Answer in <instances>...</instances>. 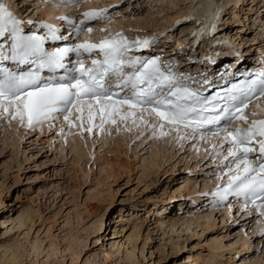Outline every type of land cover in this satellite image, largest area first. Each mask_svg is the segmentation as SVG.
Instances as JSON below:
<instances>
[{
	"label": "rangeland",
	"instance_id": "374dc122",
	"mask_svg": "<svg viewBox=\"0 0 264 264\" xmlns=\"http://www.w3.org/2000/svg\"><path fill=\"white\" fill-rule=\"evenodd\" d=\"M94 1L125 32L168 31L158 46L173 53L199 0ZM222 1L225 31L241 34L237 42L255 58L264 50V41L250 46L264 35V0ZM11 3L31 16L41 0ZM14 126L0 121V264H264L256 217L204 211V188L219 171L202 142L171 146L172 135L142 139L125 128L100 141L64 140L55 129ZM69 240L81 249L69 251Z\"/></svg>",
	"mask_w": 264,
	"mask_h": 264
},
{
	"label": "snow or ice",
	"instance_id": "6c2138e0",
	"mask_svg": "<svg viewBox=\"0 0 264 264\" xmlns=\"http://www.w3.org/2000/svg\"><path fill=\"white\" fill-rule=\"evenodd\" d=\"M77 2L58 0L60 5ZM82 15L78 22L59 17L71 28L67 34L31 20L26 31L25 21L0 0V121H16L34 130L62 120L69 128L78 127L81 135L104 132L107 125L117 131L122 125L128 131L143 126L153 137L172 135L176 143L211 141L209 158L219 171L215 178L226 181L211 193L216 203L242 198L246 211L252 205L264 217V119H255L264 109L256 103L257 111L247 112L254 101L264 99V73L205 95L180 83L172 66H162L159 58L131 55L150 48L156 36L129 40L115 33L98 43L72 42L73 37L92 34V27H86L89 22L111 23L107 8ZM34 27L45 31L40 34L31 30ZM58 41L65 43H49ZM203 83L209 90L214 87L207 77ZM259 236L264 237V228Z\"/></svg>",
	"mask_w": 264,
	"mask_h": 264
},
{
	"label": "bare ground",
	"instance_id": "6f19581e",
	"mask_svg": "<svg viewBox=\"0 0 264 264\" xmlns=\"http://www.w3.org/2000/svg\"><path fill=\"white\" fill-rule=\"evenodd\" d=\"M202 0H200V2H201ZM41 2H42V4H41V6H42V8H41V11H42V13L44 14L43 15V17H46L47 19H48V21L49 22H51L53 25H55L56 27H61V26H63L62 25V23H59V21H60V19H59V17H61V15H60V13H62V12H73V10H74V7H72V6H69V7H62V6H60V7H55V6H58V5H60L59 3H54V5H52L53 7H50V5H49V3H46V0H41ZM95 5H99V3L98 2H96L95 3ZM15 6V5H14ZM76 7V6H75ZM84 9H88L87 7L86 8H82V11H84ZM223 9H224V7H223ZM194 10V9H193ZM191 11H192V9H191ZM191 11H190V13H191ZM202 12H204V14H203V16L204 17H207V16H213L215 13H216V11L214 12V11H212V10H210L208 7L205 9V6L202 8ZM223 12H225L224 10H223ZM189 13V14H190ZM200 12L199 11H197L195 14H190V16L192 17V18H194V19H199V17H200ZM222 16H224L225 17V13L224 14H222ZM223 20H224V18H223ZM237 20H235L234 19V23L236 24L237 22H236ZM188 22V29L189 28H193L194 26H193V24H194V22L192 23V21L191 20H188L187 21ZM112 23V22H111ZM111 23L108 25V26H105V27H100V26H97V27H94V28H92L93 29V32H92V34L89 36V35H85V36H87L88 38L86 39V40H90V41H92L94 38H97V37H99V36H101V37H105L106 35H112V34H115V33H118V31H120L121 30V27L119 26V27H114V22L112 23V25H111ZM61 24V25H60ZM112 26L113 28H110L109 26ZM101 29H107V31H101ZM261 29V28H260ZM262 31H264V29L262 28L261 29ZM189 31V30H188ZM183 33H181V37L183 38V36L184 35H182ZM188 35V34H187ZM232 35V34H231ZM239 36H241V34L240 35H238V38H234V39H232V37H230L229 35H224L223 37H220L219 39H217L216 41H215V45L218 47V48H226L227 47V43L228 42H230L231 41V39H232V43H233V45H235V43H237V41L239 40ZM185 37V36H184ZM170 38V37H169ZM238 39V40H237ZM241 41V40H240ZM177 42V41H176ZM175 42V43H176ZM242 42V41H241ZM178 43H180L179 44V46L180 45H184L185 43H183V40L182 39H178ZM243 43H244V41H243ZM238 44H240L239 42H238ZM237 44V45H238ZM245 45H248V43H246ZM251 46V45H250ZM244 48V47H243ZM240 50V49H239ZM209 52V51H208ZM259 52H264V50H260ZM216 53L217 54H219L220 53V50H217L216 51ZM167 56V55H166ZM263 62H264V56H263V59H261ZM244 61H246V59L244 60ZM249 63V59H247V64ZM253 66V68H255V66L256 67H259V66H257V64L256 65H252ZM257 103H259L260 104V107H261V109H264V99H262L261 101H259V102H257ZM255 106V105H254ZM252 111H257V109H256V107H254V108H252ZM260 115H264V111H261V114ZM16 122V121H15ZM16 123H18V122H16ZM45 125L46 126H52V125H50L49 123H45L44 125H42V126H40V125H38L34 130H36V129H38L39 128V130H41L43 127H45ZM19 127V126H18ZM14 128H17V126L15 125L14 126ZM27 128V127H26ZM61 128H67L66 127V125L64 124V123H60L58 126H57V129L60 131V129ZM124 128V127H123ZM109 129H112L111 127H108L107 129H105V131L104 132H107ZM122 129V128H121ZM31 130H33V129H31ZM120 131V130H119ZM119 131H117V129L115 130V132H119ZM76 132H78L79 134H80V131L78 130V129H68V130H66L65 129V131H64V133H62L61 135H63V136H59V138L60 139H64V140H71L72 138H74L75 136H73V134H77ZM112 131H110V133H111ZM123 132H124V130H123ZM142 132H144V130H143V126H141V128H139V129H137V128H135V127H133L132 128V130L131 131H128L126 134H128V135H131V134H133V133H136L137 135H139L140 136V138H142L143 139V135H142ZM125 133V132H124ZM104 135H107L106 133H103L102 135H101V137H99L98 139H97V141H100L101 139H103V137H104ZM112 135V134H111ZM151 135V134H150ZM157 136H159L158 134H157ZM151 137V136H150ZM72 141H74V140H72ZM167 141L168 142H166V144H168V145H171L172 146V144L174 145V143H175V141H174V139H173V136L172 137H169L168 139H167ZM170 141H171V143L172 144H170ZM111 143V142H110ZM182 144H183V147H184V143L183 142H181ZM178 145L181 147V145H180V143H178ZM192 149H194V150H196L194 147H191L190 149H189V151H191ZM91 153V152H90ZM92 153H94V152H92ZM197 155L196 154H194L193 155V157H196ZM159 167V166H158ZM27 212V211H26ZM25 212V213H26ZM227 212V211H226ZM24 213V212H23ZM230 213V212H229ZM27 216H24V217H29V215H30V212H27ZM23 217V218H24ZM18 218H20V216L18 217ZM22 218V219H23ZM18 220V219H17ZM19 223H20V221H18ZM177 224L178 223H174V224H172V228L173 227H175L174 225H176L177 226ZM19 226H20V224H19ZM18 226V227H19ZM185 227H187V228H189L190 226H188V225H186ZM176 228V227H175ZM177 228H178V226H177ZM177 228H176V230H177ZM262 228H264V223H261L260 222V224H258L257 226H255V230L256 231H260ZM175 232H177V231H175ZM70 241V240H69ZM39 242V241H38ZM35 243L36 242H34V250H33V248H31L32 249V251L35 253V254H37L38 252H36L38 249H40V248H42V247H40L39 248V246L40 245H42L41 244V242H40V245H39V243H38V246L37 245H35ZM82 241H78V240H76V241H70V243L69 244H67V246L69 245V247H67V248H69L68 250L69 251H71L72 253L76 250L77 251V249H79L81 246H82ZM33 246V245H32ZM43 246V245H42ZM52 247H54V246H52ZM51 247V248H52ZM51 248H49V249H51ZM81 249V248H80ZM7 250V249H6ZM39 251V250H38ZM40 251H41V249H40ZM39 251V252H40ZM47 251V250H46ZM55 251H56V249H55ZM58 251H59V249H58ZM57 251V252H58ZM65 251V250H64ZM79 251H81V250H79ZM43 252V251H42ZM56 252V253H57ZM68 252V251H67ZM41 253V252H40ZM40 253H38V254H40ZM75 253V252H74ZM2 255H4V254H2ZM8 255V254H7ZM9 256V255H8ZM15 255H12L11 256V258L10 259H7L8 257H6V252H5V255H4V260H13V259H15V257H14ZM14 261V260H13ZM10 262V261H9Z\"/></svg>",
	"mask_w": 264,
	"mask_h": 264
}]
</instances>
